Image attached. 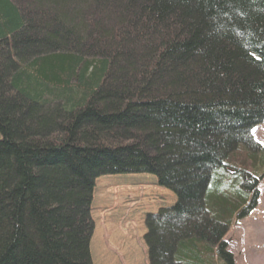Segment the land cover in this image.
<instances>
[{
    "label": "trees",
    "instance_id": "obj_1",
    "mask_svg": "<svg viewBox=\"0 0 264 264\" xmlns=\"http://www.w3.org/2000/svg\"><path fill=\"white\" fill-rule=\"evenodd\" d=\"M264 0H0V264H95L96 180L147 173L148 264H234L260 193Z\"/></svg>",
    "mask_w": 264,
    "mask_h": 264
},
{
    "label": "rangeland",
    "instance_id": "obj_2",
    "mask_svg": "<svg viewBox=\"0 0 264 264\" xmlns=\"http://www.w3.org/2000/svg\"><path fill=\"white\" fill-rule=\"evenodd\" d=\"M264 148V121L253 131ZM264 153V151H263ZM260 193L249 212L230 227L225 240L234 264H264V164ZM176 195L147 173L115 174L96 180L92 215L95 264H148V213L173 205Z\"/></svg>",
    "mask_w": 264,
    "mask_h": 264
}]
</instances>
